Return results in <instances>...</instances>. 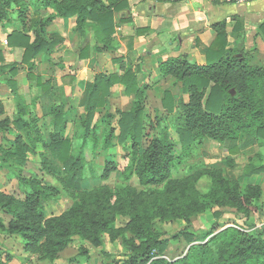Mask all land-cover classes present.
Returning a JSON list of instances; mask_svg holds the SVG:
<instances>
[{"label": "trees", "instance_id": "1", "mask_svg": "<svg viewBox=\"0 0 264 264\" xmlns=\"http://www.w3.org/2000/svg\"><path fill=\"white\" fill-rule=\"evenodd\" d=\"M14 1L16 0H7L6 6ZM32 3L36 8H51L54 12L47 15L34 29V39L25 47L26 61L28 58L34 59L40 53L46 56L50 46L57 44V41L49 40L43 31L54 18L77 16V28L81 30V34H84L85 28L91 24L88 22H92L98 32L109 35L114 29L113 12L119 9L118 5L112 9L110 6L112 1L106 5L103 0H32ZM1 13L0 10V15ZM35 20L36 18L34 20L32 18L33 22ZM12 36L23 37L19 32L13 33ZM23 38L28 40V37ZM239 44L240 40L227 43L220 34L219 47L216 52L207 53L205 65L189 62L185 55H179L163 64L162 73L175 77L186 97H181L176 106H173L168 93H164L162 106L165 110L156 114L155 122L151 124L155 133L147 138L143 133L142 119L147 86H138L131 70H126L121 77L96 75L93 81L85 84L80 100L84 110L83 136L89 135L94 141L97 140L95 127L90 129L93 114L108 104L111 86L116 82H122L126 93L135 94L130 109L121 111L118 120V141L121 143L130 141L129 162L121 173L124 182L133 175L144 186L164 182L172 171L177 169L182 154H187L193 144L204 138L222 144L227 143L230 153L239 150L237 141L242 135L254 136L264 143V67L254 52H247ZM43 86L47 89L46 85ZM11 89L16 100L13 123L18 128L26 130V139L30 145L17 135L11 141L13 148L0 145L2 151L0 155L2 159L7 157L17 164H23L32 144L36 141L42 143L44 139L39 134H33L35 124L25 118L27 107L19 101L16 88L11 86ZM48 112L53 114L54 128L47 146L56 154L63 167V169L54 167V171L65 173L66 185L78 191L80 182L76 179L80 171L76 166V160H79L81 147H77L73 152L71 136L62 134L64 120L60 109L56 108ZM2 114L3 106L0 102V115ZM105 115L109 117L111 113L108 111ZM169 115L172 121L170 126L167 124ZM3 120H0V128L4 126ZM171 127L176 131L182 149L181 154H175ZM108 128L103 132L107 140L114 137L112 128ZM145 138L147 142L143 145L142 141ZM263 168L264 166L254 167L247 175L257 174ZM114 170H116L115 165L107 163L101 175L102 179L108 178ZM18 180L30 190L24 191L23 201L0 192V208L11 217L9 227H6L0 218V228L9 233L19 234L24 239L28 234L29 247L43 240L45 250L53 253L64 248L74 232L84 236L94 245H100V234L105 231L113 232L109 227L110 219L105 211L111 200L109 192L108 195H102L98 199L100 212L89 217L90 226L83 227L71 218L66 224L65 220L62 222L55 218L44 217L45 204L59 193L57 186L44 184L38 178L19 175ZM174 182L178 183V180H167L168 184ZM223 183L224 185L212 183L211 189L204 195L198 194L190 184L185 183L182 194L178 192L181 198L175 194L168 201L174 206L175 215L183 217H187L188 214H198L213 205L218 207L232 205L238 213H242V216H247L245 207L257 206L259 192L256 186H239L236 181L227 183L223 180ZM118 188L114 202L121 208L128 206L134 208L129 211L130 220L127 225L133 238L123 239L128 249L125 259H112L105 264H264V226L259 229L251 226L249 230L228 226L207 241L195 244L194 242L211 235L223 225L212 224L204 236H196L191 224H187L172 236L175 239L179 235L184 237L188 244L186 253L176 259L165 257L168 240L163 239L160 234L146 225V221L152 217L151 211L147 207L143 210L135 207L136 193L127 184ZM173 188L177 193L176 184ZM179 199L185 203L187 211H178L181 207L178 208L175 203ZM213 215L218 218L222 215V211L216 210ZM21 221L22 223H19ZM16 223H19L20 227ZM79 254L86 256L87 251L81 248ZM0 264H5L1 256Z\"/></svg>", "mask_w": 264, "mask_h": 264}, {"label": "rangeland", "instance_id": "2", "mask_svg": "<svg viewBox=\"0 0 264 264\" xmlns=\"http://www.w3.org/2000/svg\"><path fill=\"white\" fill-rule=\"evenodd\" d=\"M6 2L7 0H0L2 11L0 15V102L3 106L0 120L4 119V126L0 128V145L13 148L11 141L17 135L30 145L26 139V130L18 128L13 123L16 100L11 86L16 88L19 101L27 107L28 112L25 118L35 124L33 134H39L44 141L42 143L36 141L32 144L23 164H17L7 157L2 159L0 155V192L18 201H23L24 191H29L30 188L19 182L18 175L41 179L42 183L59 188L58 195L45 204L44 217L46 219L55 218L62 222L65 220L66 224L71 218L83 227L90 226L89 217L100 212L98 199L102 195H108L107 192H109L111 200L105 211L109 216V227L113 229V232L101 233L100 245H94L84 236L74 232L64 248L52 253L45 250L43 240L29 247L28 234L24 239L19 234L9 233L0 228V256L5 264H105L112 259H125L128 249L123 239L133 238L127 225L130 220L129 211L134 208L132 206L121 208L114 202L117 189L123 184H127L135 191V207L140 210L147 207L151 211L152 217L146 221V225L155 233L160 234L163 239L168 240L165 251L167 258L176 259L186 253L188 244L184 237L179 235L175 239L172 236L187 224H191L196 236H204L212 224L223 225L211 235L194 242L195 244L207 241L228 226L248 230L251 226H256L258 229L264 226V168L257 174L247 175L254 167L264 166V143L262 141L254 136L242 135L237 141L239 150L230 153L227 143L222 144L212 139H204L193 144L187 154H182L177 169L173 170L167 178V180H178V183L168 184L165 180L159 184L144 186L134 175L124 182L121 173L129 162L130 141L123 143L118 141V120L120 112L129 110L132 101L108 102L106 106L95 111L90 129L95 127L93 129L97 140L94 141L89 135L84 137V110L80 105L84 88L79 89L80 87L78 88L76 83L73 84L72 80L69 83L72 90L62 88L66 82L65 79L68 81L69 77H73L70 71L73 65L69 64L72 56L51 50L52 46H50L46 56L40 53L34 59L28 58L27 61L25 59L26 44L32 42L34 29L47 15L52 13L51 10L36 8L32 0H16L8 7ZM32 18L33 20L36 18L35 22ZM48 26L51 31L54 30L51 25ZM16 32L21 33L23 37H28V40L21 36L13 37V33ZM48 39L57 40L50 36ZM256 51L260 64L264 67V47L260 45ZM43 85H46L47 89L43 88ZM159 91L157 87L153 93L157 95ZM56 108L60 109L64 120L62 134L71 136L72 151L75 152L77 147H81L79 160H76V166L80 171L76 179L80 182L78 191L66 185L65 173L54 171V167L60 169L63 167L56 154L47 146L50 142V133L54 128L53 114L48 111ZM159 109L160 103L155 100L151 101L148 97L145 98L142 119L143 133L146 138L155 133L151 124L155 122L156 114L162 112ZM108 111L111 113L109 117L105 115ZM170 117L169 115L167 119L169 126L172 124ZM108 127L112 128L114 134V137L109 140L103 136L104 130ZM171 137L175 142V154H181L182 149L176 131L172 127ZM146 138L142 141L143 145L147 142ZM228 159L230 161H227ZM107 163L115 165L116 170L112 171L108 178L102 179L101 175ZM223 180L227 183L236 181L239 186L257 187L258 204L256 207H245L247 216H242V213H238L232 205L219 207L213 205L198 214H188L187 217L175 215L174 206L168 200L175 194L181 198L178 192L182 194L185 183L190 184L198 194L204 195L211 189L212 183L224 185ZM175 184L177 193L173 188ZM175 206L181 207L178 211H187L181 199L175 203ZM216 210L222 211V215L218 218L213 215ZM0 218L6 227L10 226L11 217L1 208ZM19 223H16L18 227H20ZM81 248L87 251L86 256L79 254Z\"/></svg>", "mask_w": 264, "mask_h": 264}, {"label": "crops", "instance_id": "3", "mask_svg": "<svg viewBox=\"0 0 264 264\" xmlns=\"http://www.w3.org/2000/svg\"><path fill=\"white\" fill-rule=\"evenodd\" d=\"M110 1L112 9L116 5L119 9L113 12L114 29L109 35L98 32L92 22L81 34L77 16L57 17L44 27L48 37L57 39L51 50L72 56L69 64L73 65V77L65 79L64 90H72L71 80L81 89L96 75L121 77L131 70L137 85L147 86L145 98L160 103L159 110L164 111L165 92L173 106L186 97L175 77L162 73L167 61L185 55L189 62L205 65L207 53L219 47L220 34L229 44L240 40L239 45L257 56L256 49L264 47V0L248 4L220 0H103L106 5ZM157 87L160 91L155 95ZM134 97V93H126L122 82L110 88L109 102H128Z\"/></svg>", "mask_w": 264, "mask_h": 264}, {"label": "built area", "instance_id": "4", "mask_svg": "<svg viewBox=\"0 0 264 264\" xmlns=\"http://www.w3.org/2000/svg\"><path fill=\"white\" fill-rule=\"evenodd\" d=\"M225 3H236V4H248L251 3L254 0H220Z\"/></svg>", "mask_w": 264, "mask_h": 264}]
</instances>
